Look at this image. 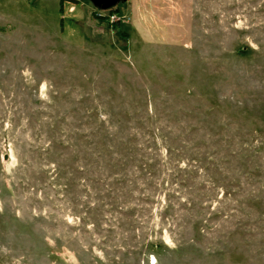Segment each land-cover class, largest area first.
<instances>
[{
    "label": "rangeland",
    "instance_id": "obj_1",
    "mask_svg": "<svg viewBox=\"0 0 264 264\" xmlns=\"http://www.w3.org/2000/svg\"><path fill=\"white\" fill-rule=\"evenodd\" d=\"M72 1L0 0V264H264V0Z\"/></svg>",
    "mask_w": 264,
    "mask_h": 264
},
{
    "label": "water",
    "instance_id": "obj_2",
    "mask_svg": "<svg viewBox=\"0 0 264 264\" xmlns=\"http://www.w3.org/2000/svg\"><path fill=\"white\" fill-rule=\"evenodd\" d=\"M96 7L101 9H110L118 3L125 0H90Z\"/></svg>",
    "mask_w": 264,
    "mask_h": 264
},
{
    "label": "trees",
    "instance_id": "obj_3",
    "mask_svg": "<svg viewBox=\"0 0 264 264\" xmlns=\"http://www.w3.org/2000/svg\"><path fill=\"white\" fill-rule=\"evenodd\" d=\"M67 3H75V1H72V0H60V12L61 13H65V9H66V7H67ZM111 13L112 14H110V15H118V14H120V11L119 10H115V11H113V10H111ZM118 28H120V27H118Z\"/></svg>",
    "mask_w": 264,
    "mask_h": 264
},
{
    "label": "built area",
    "instance_id": "obj_4",
    "mask_svg": "<svg viewBox=\"0 0 264 264\" xmlns=\"http://www.w3.org/2000/svg\"><path fill=\"white\" fill-rule=\"evenodd\" d=\"M115 18H116V15H113V16L110 17V19H111L112 21H114Z\"/></svg>",
    "mask_w": 264,
    "mask_h": 264
}]
</instances>
